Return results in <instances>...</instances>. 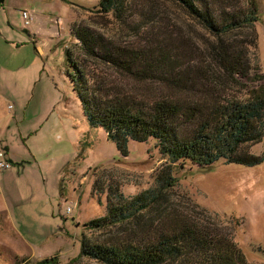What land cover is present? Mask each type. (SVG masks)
Returning a JSON list of instances; mask_svg holds the SVG:
<instances>
[{
  "label": "rangeland",
  "instance_id": "1",
  "mask_svg": "<svg viewBox=\"0 0 264 264\" xmlns=\"http://www.w3.org/2000/svg\"><path fill=\"white\" fill-rule=\"evenodd\" d=\"M256 3L257 21L241 32L255 39L245 45L250 62L264 75V0ZM98 4L99 0L0 3V150L8 147L6 157L18 161L6 158L10 167L0 172V264H35L52 256L59 264H103L77 259L82 235L101 242L133 236L141 227L135 221L106 229L84 224L106 214L115 188L133 197L154 188L166 171L175 178L174 186L163 191L160 204L142 212V220L150 225L146 229L177 211L232 234L249 263L264 264V162L249 167L219 161L207 169L188 161L171 163L154 139L130 141L127 155H122L102 128L89 126L67 73L65 50L127 93L149 100H187L188 90L172 81L139 82L98 62L82 50L75 35L83 31L97 36V41L134 48L151 46L149 41L173 24L193 41L166 42L175 50L182 43L191 59L200 62L192 64L196 68L186 65L175 80L188 78L196 89L206 87L225 98L242 97L259 82L226 75L214 57L212 35L173 0H127L119 17L103 12ZM23 12L31 20L28 25ZM6 91L19 100L8 98ZM14 112L20 116L14 118ZM7 115L13 117L10 123ZM249 150L264 155V136Z\"/></svg>",
  "mask_w": 264,
  "mask_h": 264
},
{
  "label": "trees",
  "instance_id": "2",
  "mask_svg": "<svg viewBox=\"0 0 264 264\" xmlns=\"http://www.w3.org/2000/svg\"><path fill=\"white\" fill-rule=\"evenodd\" d=\"M126 1L99 0L98 5L103 12L113 11L119 17ZM173 1L212 35L216 41L214 57L225 74L231 79L238 76L258 81L257 87L242 97L225 98L206 87L196 89L188 78L175 80L173 77L186 65L189 69L200 62L194 56L191 59L182 43L175 50L172 43L166 42L193 41L173 24L165 27L166 32L155 35L149 41L151 46L134 48L97 41V36L77 30L82 50L98 62L139 82L172 81L182 91L188 90L187 100L174 96L149 100L132 95L98 73V69L90 70L86 63L77 61L66 49L67 73L89 126L102 128L122 155H127L130 141L154 139L159 152L171 163L188 161L201 169L219 161L249 167L263 163L264 155L253 154L249 148L264 136V75L250 62L245 45L255 39L242 37L241 32L258 19L256 0H245V6L240 0ZM157 183L133 197L123 195L117 188L112 190L106 214L84 226L106 229L135 221L141 228L133 231V236L101 242H91L82 235L77 259L88 257L103 264H251L232 234L218 229L208 219L203 222L171 211L156 227L146 229L150 225L142 220V212L161 203L163 191L174 186L175 178L166 171ZM35 264L59 263L52 256Z\"/></svg>",
  "mask_w": 264,
  "mask_h": 264
},
{
  "label": "built area",
  "instance_id": "3",
  "mask_svg": "<svg viewBox=\"0 0 264 264\" xmlns=\"http://www.w3.org/2000/svg\"><path fill=\"white\" fill-rule=\"evenodd\" d=\"M24 23L28 25L30 23V19L27 12H23ZM10 167V162L6 159L5 151L0 150V172L8 169Z\"/></svg>",
  "mask_w": 264,
  "mask_h": 264
},
{
  "label": "crops",
  "instance_id": "4",
  "mask_svg": "<svg viewBox=\"0 0 264 264\" xmlns=\"http://www.w3.org/2000/svg\"><path fill=\"white\" fill-rule=\"evenodd\" d=\"M5 94H6V96H8V98L10 97V98H15V101H16V99H18V97L17 96H15L12 92H10V91H6L5 92ZM19 100V99H18ZM13 117L15 118V117H17V116H20V113L19 114H17L16 115V112H14L13 113ZM13 117H12V115H10V116H8L7 115V117H6V119H7V123H10L12 120H13ZM17 122H19V121H17ZM19 128V127H18ZM8 129H10V124L8 125ZM5 152H9V150H8V147H5L4 149H3ZM7 159H9V160H12V161H16V162H18L16 159H14L12 156H10V155H7V157H6ZM18 166H22L23 164L22 163H16Z\"/></svg>",
  "mask_w": 264,
  "mask_h": 264
},
{
  "label": "water",
  "instance_id": "5",
  "mask_svg": "<svg viewBox=\"0 0 264 264\" xmlns=\"http://www.w3.org/2000/svg\"><path fill=\"white\" fill-rule=\"evenodd\" d=\"M3 0H0V3L2 2ZM10 162H12V160H10Z\"/></svg>",
  "mask_w": 264,
  "mask_h": 264
}]
</instances>
